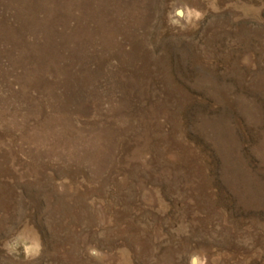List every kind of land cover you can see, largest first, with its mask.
<instances>
[{
    "label": "rangeland",
    "instance_id": "374dc122",
    "mask_svg": "<svg viewBox=\"0 0 264 264\" xmlns=\"http://www.w3.org/2000/svg\"><path fill=\"white\" fill-rule=\"evenodd\" d=\"M153 247L264 264V0H0V264Z\"/></svg>",
    "mask_w": 264,
    "mask_h": 264
},
{
    "label": "water",
    "instance_id": "95a60500",
    "mask_svg": "<svg viewBox=\"0 0 264 264\" xmlns=\"http://www.w3.org/2000/svg\"><path fill=\"white\" fill-rule=\"evenodd\" d=\"M174 16L179 19V20H184L185 15H184V10L183 8H181L180 6H177V8L174 11ZM11 244L13 246L14 249V256L17 257L18 259H25L27 257V253H28V248L29 245L27 243H24L18 239H13L11 241ZM190 264H199L200 263V257L198 255V253H193L190 256L189 259Z\"/></svg>",
    "mask_w": 264,
    "mask_h": 264
},
{
    "label": "bare ground",
    "instance_id": "6f19581e",
    "mask_svg": "<svg viewBox=\"0 0 264 264\" xmlns=\"http://www.w3.org/2000/svg\"><path fill=\"white\" fill-rule=\"evenodd\" d=\"M106 216L107 218L111 217V208H110V211L106 214ZM141 240H142V237H138L137 239H135L136 246L141 244ZM108 255H107L108 258L112 261L113 264H122V262L127 259L126 257L127 255L123 252H119V253L110 252V254ZM148 255L150 256V259H152V261L155 264H168L169 263V261L167 260L168 259L167 255H164L161 258L156 257V250L154 247L151 253H150V250L148 251Z\"/></svg>",
    "mask_w": 264,
    "mask_h": 264
}]
</instances>
